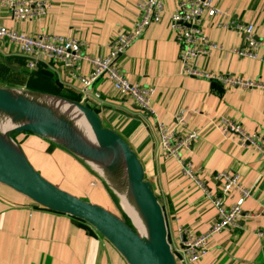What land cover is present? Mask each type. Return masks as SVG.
<instances>
[{
    "label": "crops",
    "instance_id": "1",
    "mask_svg": "<svg viewBox=\"0 0 264 264\" xmlns=\"http://www.w3.org/2000/svg\"><path fill=\"white\" fill-rule=\"evenodd\" d=\"M140 0H49L42 17L15 20L0 7V25L33 35L37 32L74 37L83 43V54L104 56L107 45L118 32L129 29L139 14ZM178 0H162L163 13L115 61L130 82L153 88L148 113L128 96L113 90L111 82L99 78L83 97L80 82L68 69H48L57 82L93 108L102 124L119 133L139 158L144 178L161 205L172 247H179L184 228L191 236L204 233L216 220V208L206 191L220 196L215 174L236 172L250 195L241 205L235 223L214 233L206 254L193 264H264V157L251 144L242 145L236 134L224 132L225 121L239 124L247 133L258 132L264 141V91L227 87L208 78L183 73L177 59L178 45L170 31V14ZM229 18L254 25L257 39L264 43V0H214ZM219 15L205 17L203 28L210 41L220 45L192 66L215 74H233L264 82V62L240 57L231 49L242 44L235 30L219 25ZM264 55V48L260 49ZM0 54L12 59L24 71L26 58L18 48L0 40ZM4 63L9 67L7 59ZM56 67V66H55ZM10 68V67H9ZM11 69V68H10ZM93 69L83 60L80 75ZM0 85H5L1 83ZM31 90L63 96L62 94ZM64 90V91H66ZM185 111V125L175 123L179 110ZM158 124L179 133L197 130L189 148L179 150V159L165 157ZM15 140L32 166L46 179L83 199L103 206L111 197L98 178L75 156L35 134L16 133ZM189 162L201 184L181 172L180 162ZM238 197L231 191L224 199L229 205ZM90 227V226H89ZM91 228V227H90ZM0 264H126L120 254L97 232L69 215L34 206L27 198L0 184ZM181 264V263H177ZM185 264V263H184ZM187 264V263H186Z\"/></svg>",
    "mask_w": 264,
    "mask_h": 264
},
{
    "label": "built area",
    "instance_id": "2",
    "mask_svg": "<svg viewBox=\"0 0 264 264\" xmlns=\"http://www.w3.org/2000/svg\"><path fill=\"white\" fill-rule=\"evenodd\" d=\"M0 7L6 10L15 20H25L42 17L50 7L49 0H0ZM139 14L133 25L124 31L118 32L109 41L108 52L104 56L89 57L83 54V43L74 38L57 34L37 32L33 35L26 34L13 28L0 25V40L14 44L18 51L26 58L27 69H33L38 64L45 62L54 68L68 69L69 75L76 78L82 88L83 97H98V94L90 93V86L99 78H105L111 82L113 90L121 95L128 96L145 112H153L149 106L153 88L130 82L125 78L115 61L139 38L147 27L157 22L163 13L162 0H140L138 2ZM219 15L226 19L219 23L226 29L235 30L242 36V44L231 51L240 57H247L259 62H264V55L260 49L264 43L257 39L254 33V25L244 20L229 18V13L215 6L214 0H178L170 14V31L177 45L180 69L183 73L195 77L208 78L227 87H243L264 91V82L243 78L233 74H215L202 71L192 62L196 58L204 57L212 49H220V45L210 41L203 28L205 17ZM83 60H89L93 69L90 75H80V66ZM56 66V67H55ZM224 132H231L238 136L242 145L251 144L264 157V141L258 132L247 133L239 124L224 120ZM175 123L183 127L185 125V111L179 110L175 115ZM160 144L165 157L179 159V150L189 148L195 138L197 130L179 133L161 124L157 126ZM181 165V172L200 183L194 175L189 162ZM220 183V196L206 191V196L212 200L217 211L216 220L201 234L193 235L184 228H179L181 241L179 247H172L176 263L193 264L200 260L207 252L209 238L224 228L235 223L241 213L243 200L250 195L249 189L240 181L236 172L220 171L215 174ZM238 192V197L229 205L224 204V199L231 191ZM92 229V228H91ZM93 230V229H92Z\"/></svg>",
    "mask_w": 264,
    "mask_h": 264
},
{
    "label": "water",
    "instance_id": "3",
    "mask_svg": "<svg viewBox=\"0 0 264 264\" xmlns=\"http://www.w3.org/2000/svg\"><path fill=\"white\" fill-rule=\"evenodd\" d=\"M9 67L17 69L12 65ZM13 91L46 95L65 101L88 122L100 149L93 146L73 123L58 113L72 109H64L59 105L48 106L37 100L25 99ZM45 103L50 105L51 101ZM0 111L22 120L19 125L5 132V138L0 135V184L24 196L34 206L83 221L106 240L126 264H177L167 239L161 205L150 183L144 178L139 158L119 133L102 124L100 116L93 108L83 101L63 96L20 86L0 85ZM20 132L38 135L64 148L86 167L88 166L93 174L97 170L94 165L111 175L118 172L120 167L126 175L147 235H140L137 232L132 219L123 210L119 197L100 172H97L101 176L98 177L104 180L111 194L116 197L128 221L105 206L78 197L42 176L29 162L17 141L9 136L10 133ZM117 161L121 164L116 168Z\"/></svg>",
    "mask_w": 264,
    "mask_h": 264
},
{
    "label": "bare ground",
    "instance_id": "4",
    "mask_svg": "<svg viewBox=\"0 0 264 264\" xmlns=\"http://www.w3.org/2000/svg\"><path fill=\"white\" fill-rule=\"evenodd\" d=\"M15 92V94L19 95L22 98L25 99H31V100H37L38 102H41L43 104H46L48 106H57L59 105L60 107L64 108V109H72V111H68V112H58L59 114H61L62 116H64V118L66 120H69L71 123H73L80 131L81 134L84 135L85 139H87L88 141H90L92 143L93 146H97V148L99 147V145L95 142L93 135L90 131V127L88 122H86V120L75 111V109L73 107H71L69 104H67L65 101L58 99V98H52L51 96H46V95H39V94H30L27 93L25 91H13ZM46 101H51L50 105L45 103ZM61 104V105H60ZM22 122V120L18 119L17 117L1 112L0 111V135H3L2 137H4L5 132H7L9 129L14 128L15 126L19 125ZM89 143V144H91ZM100 149V147H99ZM120 156V155H118ZM121 164V162L119 163V161H117L116 163V168L117 166H119ZM94 167L97 169L98 172L100 173H106L105 171H103L102 169H100L99 167L95 166ZM115 168V169H116ZM117 176L121 179H118V177H116L115 175H111L108 173L105 174V178H106V182L107 184L110 186V188L115 192V194L119 197V201L122 205L123 210L128 214V216L132 219L134 226L137 229V232L140 235H147V231H146V227L144 224V221L139 213V211L137 210V206L134 202L130 187L128 185L127 182V178L126 175L124 173V171L119 167L118 168V172H116ZM103 176V175H102ZM104 178V177H103ZM104 178V179H105ZM126 185V187L129 189V191L127 189H125V187L122 185Z\"/></svg>",
    "mask_w": 264,
    "mask_h": 264
},
{
    "label": "trees",
    "instance_id": "5",
    "mask_svg": "<svg viewBox=\"0 0 264 264\" xmlns=\"http://www.w3.org/2000/svg\"><path fill=\"white\" fill-rule=\"evenodd\" d=\"M4 59H7L11 64H16L12 59L4 57L0 54V84L4 83L5 85L10 86H27L32 89L62 94L69 98H78V96H74L69 89L66 90V87L61 86L57 82L56 77L41 64H38L37 67L30 69V71H24L18 64H16L19 69L14 71L4 63ZM53 147H55V145L53 143H49L46 151L50 152ZM119 216L125 221H128L124 214ZM78 222L83 224L89 232L93 231L83 221L78 220Z\"/></svg>",
    "mask_w": 264,
    "mask_h": 264
},
{
    "label": "rangeland",
    "instance_id": "6",
    "mask_svg": "<svg viewBox=\"0 0 264 264\" xmlns=\"http://www.w3.org/2000/svg\"><path fill=\"white\" fill-rule=\"evenodd\" d=\"M15 135H16V133H10L9 134V136L15 141ZM88 167V166H87ZM89 168V167H88ZM90 169V168H89ZM91 170V169H90ZM96 170V169H95ZM94 171V170H93ZM92 172V171H91ZM98 171L96 170V171H94V174H95V176L98 178V180L105 186V188H106V190H108V193L110 194V197H111V204H107V206H105L106 208H108L109 210H111L112 212H114V213H116V214H118V215H121V214H123V212L121 211V208H120V206H119V204H118V202H117V199H116V197L113 195V194H111V192H110V190L108 189V187L106 186V184L104 183V180L103 179H101L100 177V175L97 173ZM93 173V172H92ZM102 175H103V177L105 178V174H107L108 175V173L106 172L105 174L104 173H101ZM116 177H118L117 176V174L115 173L114 174ZM98 176H100V177H98ZM100 178V179H99ZM118 179H120L119 177H118ZM105 180H106V178H105ZM107 181V180H106ZM120 181H121V179H120ZM122 184V183H121ZM123 185V184H122ZM124 187H125V189H127L128 191H129V189L126 187V185H123Z\"/></svg>",
    "mask_w": 264,
    "mask_h": 264
}]
</instances>
